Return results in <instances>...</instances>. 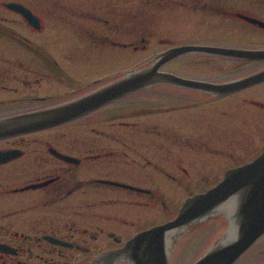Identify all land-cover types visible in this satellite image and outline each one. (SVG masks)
Here are the masks:
<instances>
[{
    "label": "flooded vegetation",
    "instance_id": "1",
    "mask_svg": "<svg viewBox=\"0 0 264 264\" xmlns=\"http://www.w3.org/2000/svg\"><path fill=\"white\" fill-rule=\"evenodd\" d=\"M263 38L264 0H0V122L36 123L0 136V264H133L123 253L137 236L256 161L264 82L215 88L263 72L264 59H162L187 46L264 50ZM161 60L177 83L54 124L55 109ZM258 246L236 264H255L245 258Z\"/></svg>",
    "mask_w": 264,
    "mask_h": 264
},
{
    "label": "water",
    "instance_id": "2",
    "mask_svg": "<svg viewBox=\"0 0 264 264\" xmlns=\"http://www.w3.org/2000/svg\"><path fill=\"white\" fill-rule=\"evenodd\" d=\"M192 51H209L246 60L264 59V50H224L187 46L173 50L162 60ZM162 60L151 69L130 72L111 86L85 99L91 103H72L55 109L51 115L54 124L86 115L109 104L105 103L107 101L119 99L155 84L177 83L175 77L156 71L162 62H165ZM260 82H264V71L215 89L233 92ZM28 119L33 118L24 117L0 122V136L36 125ZM221 212L227 214L226 219L222 216L200 223ZM215 222H222L225 235L195 264H236L254 244L264 238V154L249 165L229 171L225 179L208 192L189 199L175 221L137 236L123 256L133 264H168V236L174 238L187 226L196 223L200 224L193 228L213 225V230H218L215 228Z\"/></svg>",
    "mask_w": 264,
    "mask_h": 264
},
{
    "label": "rangeland",
    "instance_id": "3",
    "mask_svg": "<svg viewBox=\"0 0 264 264\" xmlns=\"http://www.w3.org/2000/svg\"><path fill=\"white\" fill-rule=\"evenodd\" d=\"M175 28H168V31H174ZM183 31H188L192 33L191 28H182ZM218 30V29H217ZM232 30V29H231ZM189 35V34H185ZM233 32H231V36H233ZM242 41V42H240ZM236 41L240 44L245 41V39ZM252 40L246 39V43L242 44L248 48L251 46H255ZM256 48L264 47V38L260 39L256 43ZM143 63L142 57H136L134 59V66L138 67ZM239 73H237L234 69L230 71V79L235 78ZM217 78H222L216 77ZM215 228L218 230H213V225H207L202 227L192 228L187 231L185 234L177 238L176 244H180L179 250L173 253V256H178L174 258V260L178 261V264H191L200 257H202L212 246H214L218 241H220L224 237V230L222 222H215ZM185 245V246H183ZM184 248V249H183ZM175 246L173 247V250ZM249 261L255 264H264V239L259 242V246L254 249L250 256L245 258V262ZM175 262V261H173ZM176 263V264H177ZM175 264V263H174ZM244 264V263H240Z\"/></svg>",
    "mask_w": 264,
    "mask_h": 264
}]
</instances>
